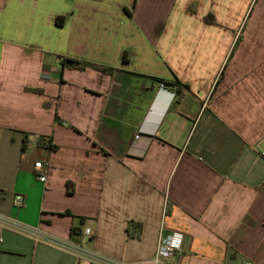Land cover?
Segmentation results:
<instances>
[{
  "label": "crops",
  "instance_id": "crops-1",
  "mask_svg": "<svg viewBox=\"0 0 264 264\" xmlns=\"http://www.w3.org/2000/svg\"><path fill=\"white\" fill-rule=\"evenodd\" d=\"M162 232L160 264H264V0H0V264Z\"/></svg>",
  "mask_w": 264,
  "mask_h": 264
},
{
  "label": "built area",
  "instance_id": "built-area-1",
  "mask_svg": "<svg viewBox=\"0 0 264 264\" xmlns=\"http://www.w3.org/2000/svg\"><path fill=\"white\" fill-rule=\"evenodd\" d=\"M162 87H165V83H162ZM35 167L37 170L40 171V173L38 174V178L41 181L46 182L48 178L49 169L44 167L43 163L39 161L35 163ZM22 202H23V197L21 195H17L15 199L16 205H20L22 204ZM6 222L7 224H9L10 226L16 229L26 231L29 233H37L35 229L22 225L17 221L9 220ZM84 234L89 236L91 234V229L86 228L84 230ZM47 241L55 246L75 251L78 255V261L76 262V264H92V263L131 264V263H126L122 260L114 259L104 254L97 253L82 243H76L73 241H64L56 237H48ZM183 241H184V236L179 232H168V233L162 232L159 237V241L154 257L151 258L150 260L141 261L140 264L163 263L166 259L174 255V253L182 247ZM244 264H254V263L251 261H246Z\"/></svg>",
  "mask_w": 264,
  "mask_h": 264
},
{
  "label": "trees",
  "instance_id": "trees-1",
  "mask_svg": "<svg viewBox=\"0 0 264 264\" xmlns=\"http://www.w3.org/2000/svg\"><path fill=\"white\" fill-rule=\"evenodd\" d=\"M62 17L58 19V21L61 23L62 22ZM63 64H65V66H68L70 68H77V69H84L86 68L87 66H92V67H96V68H99L97 65H94V64H89V63H86L84 61H80V60H75V59H70V58H66L64 59L63 61ZM104 70H108L110 71V69H104ZM29 90H36V89H31V88H28Z\"/></svg>",
  "mask_w": 264,
  "mask_h": 264
}]
</instances>
